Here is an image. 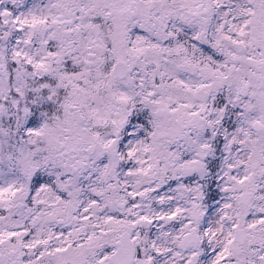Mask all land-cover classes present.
Here are the masks:
<instances>
[{
    "label": "snow or ice",
    "instance_id": "1",
    "mask_svg": "<svg viewBox=\"0 0 264 264\" xmlns=\"http://www.w3.org/2000/svg\"><path fill=\"white\" fill-rule=\"evenodd\" d=\"M0 264H264V0H0Z\"/></svg>",
    "mask_w": 264,
    "mask_h": 264
}]
</instances>
